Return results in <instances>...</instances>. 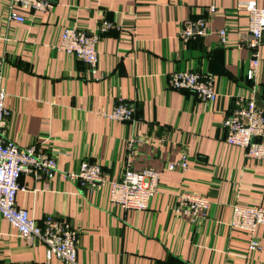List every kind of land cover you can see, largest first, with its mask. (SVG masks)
Instances as JSON below:
<instances>
[{"label": "crops", "instance_id": "crops-1", "mask_svg": "<svg viewBox=\"0 0 264 264\" xmlns=\"http://www.w3.org/2000/svg\"><path fill=\"white\" fill-rule=\"evenodd\" d=\"M246 1L50 0L46 10L15 9L25 18L17 22L0 0L5 138L54 151L57 161L51 178L20 175L16 204L38 222L54 214L77 228V264H264V226L256 231L260 248L251 251L248 234L231 225L234 204L264 206V159L226 144L222 126L234 98L250 88L248 19L238 7ZM255 1L264 8V0ZM209 5L216 7L210 15ZM199 16L208 32L182 43L181 22ZM103 20L115 27L101 35L92 73L57 45L64 27L93 31ZM186 70L211 73L216 99L168 86L171 72ZM258 80L256 102L264 110V34ZM119 99L134 107L131 120L105 115ZM183 157L185 170L167 168ZM85 160L113 179L126 167L158 171L147 209L115 206L107 187L87 190L66 175ZM180 192L205 195L206 213H176ZM45 251L0 218V264H65Z\"/></svg>", "mask_w": 264, "mask_h": 264}, {"label": "built area", "instance_id": "built-area-1", "mask_svg": "<svg viewBox=\"0 0 264 264\" xmlns=\"http://www.w3.org/2000/svg\"><path fill=\"white\" fill-rule=\"evenodd\" d=\"M9 7V18L23 22L24 16L15 11L19 8L28 11L46 10L51 7L50 0H3ZM238 7L246 11L247 37L246 45L250 49V57L246 71V79L250 82L248 95L237 96L229 114L224 118L222 126L225 130L226 144L244 149V155L254 160L264 159V110L256 102L260 84L258 69L262 58V40L264 34V8L255 0L239 3ZM210 15L216 11L215 5L206 9ZM115 25L103 20L93 31L78 27H64L60 32L57 48L69 56L81 60L88 69L95 73L98 64V50L102 34ZM208 32L207 19L196 17L184 20L178 29V38L182 43L190 39L202 37ZM221 43L226 40L227 30L218 31ZM168 86L174 89L188 90L204 101H213L217 97L214 88V77L211 73L199 70L173 71L168 75ZM6 91L0 83V218L16 229L18 236L29 245L43 243L46 258L53 256L65 264H77V239L79 230L74 228L66 218L46 214L40 222L36 221L29 211L16 204V193L21 188V174H33L36 178L44 175L51 178L57 170L54 151H47L38 145L18 146L5 138V123L9 110L5 106ZM134 107L119 99L111 112L105 114L117 121L132 119ZM187 167L186 158L170 162L167 168L172 170ZM71 179L87 189L107 187L109 201L123 209L144 210L158 189L159 172L151 167L132 169L126 167L118 179L110 178L99 163L81 161L77 172H68ZM174 206L176 213L196 216L199 211L206 213L208 199L198 193L180 192ZM231 225L243 229L249 236L248 249L260 248L256 231L264 226V206L234 204L232 207Z\"/></svg>", "mask_w": 264, "mask_h": 264}]
</instances>
